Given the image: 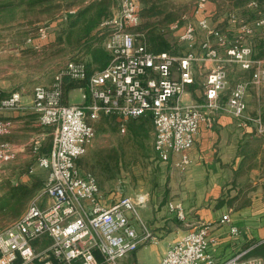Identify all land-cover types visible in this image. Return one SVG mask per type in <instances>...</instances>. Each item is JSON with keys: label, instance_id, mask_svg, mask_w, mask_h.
Masks as SVG:
<instances>
[{"label": "built area", "instance_id": "1", "mask_svg": "<svg viewBox=\"0 0 264 264\" xmlns=\"http://www.w3.org/2000/svg\"><path fill=\"white\" fill-rule=\"evenodd\" d=\"M207 3L196 0L194 13L204 12ZM249 6L256 5L251 2ZM139 11L138 0H117L115 10L100 23L108 54V62L100 70L88 74L83 62L69 60L49 86L33 88L29 102L23 101L19 91H0V114L30 111L37 114L41 127L52 129L48 154H40V140L30 145L38 166L49 176L21 216L0 226V264H118L140 246L157 243L158 238L150 231L138 234L131 227L127 213L136 214L131 197L104 206L96 178L79 171L76 161L85 155L95 137L90 122L113 117L124 133L128 121L149 116L155 156L161 162L178 156L175 167L182 171L190 164L188 152L200 126L210 125L217 113L241 120L242 126L253 122L257 131L264 133V124L258 118L245 115L248 85L264 83V63L253 58L252 46L246 40L264 29V17L247 22L235 13L228 14L227 23L236 33L233 40L206 17L193 24L181 16L170 25L173 30L184 27L180 39L187 43L194 42L197 27L201 29L205 39L200 59L214 62L203 82V100L184 104L181 96L194 83L191 63L198 59L191 53L174 56L150 51L144 35L134 31L140 24ZM75 13L76 8L68 9L64 19ZM50 30L49 24L40 25L35 33L38 41L28 43L39 50ZM228 64L250 71L251 79L237 82L222 101ZM64 78L84 84L79 88L81 104L64 103ZM11 128L10 121L0 120V136L9 134ZM16 153L10 143L0 142V170ZM169 209L179 221L184 220L180 205L170 204ZM227 221L228 216H223L221 222ZM231 231L235 233L236 229ZM210 244L209 227L202 223L169 245L158 264H264V259L245 258L243 254L218 263L208 253Z\"/></svg>", "mask_w": 264, "mask_h": 264}, {"label": "crops", "instance_id": "2", "mask_svg": "<svg viewBox=\"0 0 264 264\" xmlns=\"http://www.w3.org/2000/svg\"><path fill=\"white\" fill-rule=\"evenodd\" d=\"M221 10L222 7L209 2L206 10L197 14L195 23H192L196 24L197 19L206 17L212 26L226 33L229 38L235 37L234 28L227 25V17L230 12H238L229 4L225 18H218L215 23H211L213 14ZM50 27V31H54L59 26L53 22ZM183 29V26L175 30L169 28L165 39L170 46V54L185 56L191 53L197 57L198 60L191 63L194 83L186 87L181 100L184 104L198 103L203 100V82L214 62L200 59L203 56L201 43L205 39L203 31L197 27L196 35L200 33L201 38L198 40L195 36L194 42L187 43L180 39ZM37 41V38L33 39V42ZM246 42L252 46L253 58L264 63V29L256 31ZM24 45L33 47L27 41ZM101 46L104 49L103 43ZM147 47L149 49L148 43ZM74 50L71 60L88 64L91 73L101 69L92 62L87 52L75 47ZM84 52L87 56L85 62L82 58L78 60ZM221 55H224L223 51ZM50 59L48 56L35 58L38 64L34 63L31 71L18 81L3 79L0 91L4 94L19 91L23 101L29 102L36 85L49 86L53 81L56 71L49 64ZM177 68L176 64L174 73H177ZM226 73L227 87L221 93L222 101L226 100L237 82H250L251 79L250 71H244L235 64L226 65ZM74 91L80 93L79 89L70 90L64 95L66 103H72L70 94ZM245 103V115L258 118L264 124V83L248 85ZM0 120L12 124L11 132L0 136V142L10 143L15 148L17 153L14 159L26 158L29 150L32 154L30 145L36 139L41 141L40 154H48L52 132L50 128L39 125L37 114L30 111L4 112L0 114ZM137 123L139 125L141 122ZM241 124V120L225 113L215 114L210 125L202 124L188 152L190 164L183 171L175 167L178 156H172L168 162H161L154 154L152 163L146 167L148 179L138 183L140 185L131 196H122L131 197L136 204V214L127 213L131 227L138 234L143 230L150 231L158 241L140 246L134 253L121 259L120 264H158L169 245L202 223L209 227L211 244L208 253L216 262H223L236 254H243L245 258L264 259V252L261 251L264 244V133H259L253 122H248L246 126ZM150 135L154 139L152 122ZM47 142L49 149L42 153ZM81 162L79 158L76 164ZM77 167L81 174L89 173ZM99 196L104 206H110L122 198L118 194L115 198H103L100 192ZM170 204L182 207L183 221H179L175 213L170 211ZM225 215L228 221L221 222ZM233 228L236 229L235 233L231 231Z\"/></svg>", "mask_w": 264, "mask_h": 264}, {"label": "rangeland", "instance_id": "3", "mask_svg": "<svg viewBox=\"0 0 264 264\" xmlns=\"http://www.w3.org/2000/svg\"><path fill=\"white\" fill-rule=\"evenodd\" d=\"M138 2L142 8L144 4H150V2L142 3L141 0H138ZM195 2L196 0H161L159 3L167 11L174 12L177 18L186 16L188 21L195 23ZM209 2L213 3V0H208L207 4ZM66 7L68 6L59 7L51 15H43L41 22L59 20L61 16L65 15L67 11ZM220 7L223 10L220 13L213 14L211 23H215V20L218 18L224 19L225 13H228L229 10H226L227 4H222ZM224 10L226 12H222ZM209 14L207 13V15ZM65 23L56 30L49 32L48 39L42 43L39 50H35L33 47H25L24 45L25 41L28 43V40L36 39V26L26 29V27L20 28L15 26L11 28L8 24H0V82L3 79L6 81L8 79L20 80L23 75L32 70L35 64H38L35 58H40L41 56L51 58L49 64L54 67L56 72L67 61L73 59L72 55L75 53V50L72 42L67 40L68 29ZM23 32H28V34H23ZM201 36L200 33L196 35L198 40ZM230 39L233 40L234 36L230 37ZM80 58L84 62L86 61L87 56L85 52L80 55L78 60ZM70 101L72 103H80L81 94L78 91L72 92L70 94ZM137 122L138 120L136 122L128 121L124 133L120 132L119 124L115 118L101 117L94 122H90L95 130L94 141L86 154L80 158L82 162L80 164L77 163V165L96 178L99 192L103 198L110 196L111 198H115L116 194L131 196L140 185L138 183H142L148 179L146 177L148 176L146 174V167L152 163L154 156V139L150 135L151 122H145V128L149 131H144L141 134L136 133V129L133 131L129 129L131 124H133L134 128L137 127ZM26 155V158L13 159L2 166L0 170V198L5 193L1 189V186L5 184H32L36 188L23 203L24 207L20 210L19 214L17 213L19 207H17L15 212L0 211V226H5L21 216L26 210L29 201L36 195L49 176L47 170L41 169L38 166L36 156L30 154V150ZM118 264H120V260Z\"/></svg>", "mask_w": 264, "mask_h": 264}, {"label": "trees", "instance_id": "4", "mask_svg": "<svg viewBox=\"0 0 264 264\" xmlns=\"http://www.w3.org/2000/svg\"><path fill=\"white\" fill-rule=\"evenodd\" d=\"M142 3L149 5L140 6V24L134 29L137 33L144 35L146 43H148L149 50L154 53L168 52L170 53V46L165 39V34L168 32L170 25L178 18L174 12L167 11L164 6L160 5L161 0H141ZM221 2V3H220ZM255 3V7L249 6V3ZM213 3L220 7L222 4H229L234 10H237L240 18L247 22H252L261 16H264V0H213ZM140 4V3H139ZM221 4V5H220ZM68 6V9L76 8V13L70 15L67 20L64 15L56 21L41 22L43 15H51L61 6ZM117 7V0H0V24H8L9 27L18 26L20 28L35 27L41 24L52 25L53 22L57 26L66 22L67 26V40L72 42L73 47L87 52L92 62L103 68L108 62L107 52L101 46L104 40V34L100 30V23L108 18L113 10ZM233 12H230L231 14ZM41 22V23H40ZM228 25V23H227ZM229 26V25H228ZM28 34V32H23ZM81 62V61H80ZM87 73L91 74L92 70L87 68ZM83 83H77L63 79V99L64 95L70 90L79 89L83 87ZM64 103H66L64 101ZM109 118V117H103ZM113 118V117H110ZM141 123L137 127L133 124L129 127L131 131L136 129V133H144L149 131L145 128V122L150 123L149 116L137 119ZM137 120H132L136 122ZM41 149V147H40ZM49 149V142L43 148L42 153ZM50 150V149H49ZM109 161V159H107ZM106 161V160H105ZM36 188L32 184H5L1 189L5 191L2 198H0L1 212H15L19 207L17 213L24 207V202L31 196L32 191ZM42 188V187H41ZM40 189V188H39ZM262 252H264V244H262ZM264 255V254H262Z\"/></svg>", "mask_w": 264, "mask_h": 264}]
</instances>
